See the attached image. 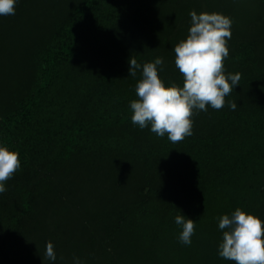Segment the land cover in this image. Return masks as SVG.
I'll return each mask as SVG.
<instances>
[{"label":"trees","instance_id":"obj_1","mask_svg":"<svg viewBox=\"0 0 264 264\" xmlns=\"http://www.w3.org/2000/svg\"><path fill=\"white\" fill-rule=\"evenodd\" d=\"M193 10L231 19L225 74L241 79L174 144L130 102L157 57L183 86ZM0 146L21 161L0 193V264H234L219 219L264 220V0H17L0 16ZM177 215L195 221L190 245Z\"/></svg>","mask_w":264,"mask_h":264},{"label":"clouds","instance_id":"obj_2","mask_svg":"<svg viewBox=\"0 0 264 264\" xmlns=\"http://www.w3.org/2000/svg\"><path fill=\"white\" fill-rule=\"evenodd\" d=\"M17 0H0V16L14 15ZM191 27L186 39L174 47L175 66L183 77V86L176 83L166 86L159 76L163 58L142 66V78L135 93L137 99L130 102L131 122L151 131L172 143H179L192 135V117L198 111L215 110L225 106V98L239 84L241 74H225L224 61L229 55L228 40L231 39L230 18L219 13L190 12ZM129 76L135 77L141 65L131 57ZM232 110L235 102L229 104ZM19 153L0 146V193L6 191L5 183L20 169ZM182 226L179 240L191 244L196 224L183 215L175 217ZM223 230L219 244V256L234 264H264V220L236 208L231 215L219 219ZM46 259L56 260L53 244L46 245ZM77 264L79 262L77 261Z\"/></svg>","mask_w":264,"mask_h":264}]
</instances>
